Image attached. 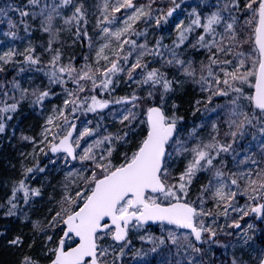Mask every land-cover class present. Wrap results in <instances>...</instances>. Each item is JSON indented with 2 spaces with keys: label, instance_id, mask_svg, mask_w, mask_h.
<instances>
[{
  "label": "snow or ice",
  "instance_id": "6c2138e0",
  "mask_svg": "<svg viewBox=\"0 0 264 264\" xmlns=\"http://www.w3.org/2000/svg\"><path fill=\"white\" fill-rule=\"evenodd\" d=\"M153 3L155 0H149L147 5L137 6L134 0H104L96 22V35L103 43L94 63H87L86 56L80 68L73 59L63 62L61 37L68 33L73 43L87 41L91 48L86 0H27L22 6L0 7V23L7 24V31L0 33L4 37L23 39L21 29L30 35V21H39V30L48 37L40 54L31 44L22 52L16 47L0 52V71H4L2 65L16 64L19 73H42L48 81L43 90L33 88L31 92L16 77L9 84H0V134L29 95L34 98L32 104L41 109L57 95L52 86H59L65 97L62 106H53L46 117L39 140L21 136L33 146V158L43 154L47 163L36 159L33 166L23 167L22 178L0 205L6 207L5 217L31 224L29 250L34 249L36 236L44 238L39 256L23 254L19 264H42V260L45 264H125L130 233L141 230L145 234L139 235L140 241L152 245L151 253L161 255L156 264H203L204 245L216 242L219 232L234 230L225 233L236 238L233 244L223 245L225 249L241 241L242 246L249 245L247 229L253 225L244 229L240 221L250 215L264 219V168L247 150L236 151V146L242 147L239 141L251 137L257 143L249 148L259 147L264 154V0H244L242 6L240 0H216L205 4L204 11L193 8L187 23L180 20L175 24L177 35L171 45L162 39L149 44L148 27L136 30L137 22L151 25L153 19L156 28L163 29L181 7L179 0H170L172 7L163 12L154 10ZM122 10L130 14L121 21L116 13ZM241 19L243 26L238 28ZM117 23L122 26L113 30L111 25ZM242 44L249 46L247 54L235 51ZM187 47L207 53V63L202 61L199 71L193 60L182 58V49ZM121 77L136 87L131 95L111 98ZM185 82L207 94L206 100L196 101V112L204 103L207 119L224 113V136L230 141L219 138L216 122L211 123L214 134L207 142L197 132L204 123L193 127L187 139L180 135L183 117L176 115L175 103L170 114L167 102ZM218 98L224 102L209 109ZM113 105L118 107L112 118L121 125L114 133L103 124L104 110ZM77 113L99 114L100 119L95 126L88 120L79 128ZM221 154H231L237 167L244 168L225 172L227 164ZM177 159L184 161L178 172L174 169ZM49 167L64 173L60 198L56 209L49 210L50 219L31 220L21 211L19 194L24 205L41 197V187H30L27 181ZM201 174L207 181L192 198L194 180ZM241 197L245 198L243 205ZM209 203L215 211L206 210ZM232 214L231 223H219L220 216L227 220ZM151 225L162 226V233L167 234H147ZM25 240L16 235L8 245L23 249ZM146 255L138 249L133 258ZM228 264L246 262L234 255ZM256 264H264V255Z\"/></svg>",
  "mask_w": 264,
  "mask_h": 264
},
{
  "label": "trees",
  "instance_id": "16d2710c",
  "mask_svg": "<svg viewBox=\"0 0 264 264\" xmlns=\"http://www.w3.org/2000/svg\"><path fill=\"white\" fill-rule=\"evenodd\" d=\"M179 2L181 3V7L176 10V12L173 14L174 17L169 19V22L164 25L163 29L156 28L154 19L151 25H146L144 22H139L141 26L139 31H143L145 27H148L147 41L149 44H154L156 40L162 39L164 44L171 45L172 41L177 35L176 31L173 30L174 18L178 15H182L185 19V23H187L188 14L193 10V8H195L197 11H204L205 4H214L216 0H179ZM26 3L27 0H0V7H5L7 5L22 6ZM103 4L104 0H86V6L88 7L87 29L91 37L94 35L92 27L93 23L95 20H97L96 8L99 6L97 9V12L99 13V10L102 8ZM152 5L154 10L162 9L163 12H167L168 8L172 7L170 0H155V3ZM9 15L14 19H18V17L14 16L12 13ZM155 15H159V13L154 12V16ZM242 20L243 19H241L240 24L242 23ZM30 23L31 34L26 35L21 29L19 31V36L23 39H17L14 41L15 47L22 52L25 47L31 44L36 47L37 54H40L43 51L42 45H46L48 37L39 30V21H30ZM240 24H238L237 27H239ZM6 25V23H0V33L3 32V28ZM2 37L3 35L0 34V39ZM61 39L64 40L63 62L68 63L70 59H73L76 67H78L80 64H83L85 62L84 57L87 53L88 42L76 41L73 43L72 37L68 33H64ZM140 39L143 40V37ZM192 41H195V35L192 36ZM206 55V52L195 51L191 47L182 49V58L193 60L196 67L199 66L202 61H205L207 58ZM18 59L21 58L18 57ZM43 61L46 63L47 56L43 57ZM2 67L4 68V71H0V84H9L13 77H16L21 81L23 87L29 88L30 92L33 88H40L43 90V88L48 86L47 78L44 77L42 73L34 74L33 72L27 71L25 73H19V66L16 64L2 65ZM124 79L125 77H121L113 97L111 98L131 95L135 86H129L128 84L124 83ZM184 86L185 87L183 88L180 85L176 87L175 92L171 95L167 102V106L169 107L168 110L171 111L173 103L178 106L176 109V115L183 117V121L179 125V127L183 129L180 135L185 139H187V134L192 130L193 127L204 123L205 126L202 129L197 128V132L199 133V138L207 142L210 135H213L209 128L210 123L207 119L209 113L204 112V103L199 105L201 111H195L197 107L196 101H204L206 98L203 96V94H199L200 91L198 86L194 84ZM52 88L57 93V95L46 100L42 109L39 106H34L32 104V100L34 98L31 95H29L26 99H22L18 110L12 114L13 118L10 121H6V131L0 134V205H4V202L11 195V190L14 183L22 178L21 172L23 171V167L33 166L36 163V159H39L42 164L47 163V158L45 156H39L36 159L33 158L31 155L33 146L27 141L22 140L21 136L35 137L37 140H39L41 128L44 124L47 114L51 111L53 106H62L64 95L61 88L59 86H52ZM138 94L143 95L144 93L139 92ZM16 96L17 99H20L19 93H16ZM219 99L216 101L214 100L209 106V109L215 108L217 106L216 104L220 102ZM8 102L11 103V99H9ZM113 109H117V107L105 109V111L109 110V114L104 112L105 119L103 120V124L109 132L114 133L121 129V125L113 120L111 115V113L114 112ZM194 112L195 115L193 114ZM77 116L79 117V119L76 120L78 122L92 120V126H95L96 121L100 119L99 114L94 113H88L86 115L77 113ZM221 140L225 141L226 139ZM121 151H123V149ZM236 151L238 153H243L246 151V148L236 147ZM221 155L222 158L226 160L227 164V167L224 169V171H234L233 166L235 165V162H233V156L231 154ZM258 161H260L261 164L263 161V156H260ZM183 163L184 161L181 160L179 167L175 169L177 172L182 170ZM62 181L63 172L52 167H49L48 171L44 174L38 173L35 179H28L27 183L30 187H41L42 196L33 197L30 205H24L22 193H20L19 205L21 211L26 212L31 220L44 221L46 219H50L49 210L56 209V201L59 200L61 194L60 190ZM206 181L207 177L204 174L199 175V177L194 180L192 187V198L195 197L200 186L206 183ZM243 201H245L244 197L239 198V203ZM206 208H212L214 210L212 203H209ZM5 211L6 207H0V233H4V235L0 236V264H19L23 254L39 256V245H43L44 238L36 236L34 249L29 250L28 244L31 243V237L33 235L31 231V224L21 223V220L16 217H5ZM222 219H224L223 216L219 218L220 221ZM246 220L250 221L254 225V231H250V236L248 235L251 237L249 244L255 245V249L260 252L264 248V219L255 221L256 219L253 217H247ZM161 229L162 226L148 228L147 234L159 236L164 234V232L162 233ZM142 232L145 234L143 230ZM16 235L25 236L26 240L23 249L9 247L8 241ZM129 239L131 241V245L126 250V255L124 257L125 264H153L156 261L154 257L156 253L154 254L150 252L152 245L141 242L138 237H134L132 234H130ZM138 249L142 250L144 253H147L143 259L139 257L135 259L133 258ZM248 258L249 257L247 254L243 253L242 260L246 262ZM42 264H45L43 260Z\"/></svg>",
  "mask_w": 264,
  "mask_h": 264
},
{
  "label": "rangeland",
  "instance_id": "374dc122",
  "mask_svg": "<svg viewBox=\"0 0 264 264\" xmlns=\"http://www.w3.org/2000/svg\"><path fill=\"white\" fill-rule=\"evenodd\" d=\"M243 2H244V0H241V6L243 5ZM134 3L137 6L147 5L149 3V0H134ZM98 7L96 8L97 19L101 18V11L100 10L102 9L101 8L99 10V13H98L97 12ZM152 8H153V5H152ZM68 14H70V12ZM126 14H130V11L128 13H124L123 10H122L121 13H116V16L122 21L123 18H124V15H126ZM173 17H174V15H173ZM180 20H184L185 21V19H184V17L182 15H178V16H176L174 18V24H173V27H174L173 30L174 31H176L175 30V24L178 23ZM96 22H97V20L94 21L93 26H92L93 27V31H94V35L92 37L93 43H92L91 48H89V46H88L87 53L85 55V57L86 56L88 57L87 63H94L96 50L100 46V44L103 43V41L100 40L97 37V35H96V33L98 31L97 28H96ZM121 26H122V24H119V23L111 25L113 30L115 28L121 27ZM242 26H243V20H242V23L239 25L238 28H242ZM135 27H136L137 31H139L141 29V26H140L139 22L136 23ZM3 31H7V25L3 28ZM244 35L246 36L247 34L245 33ZM9 47H15L14 41H11L8 38L3 36L0 39V52L6 51ZM249 50L250 49H249V46L247 44H242L239 48L235 49L236 52H243L245 54H247ZM85 63H86V61L83 64H85ZM204 63H207V59H205ZM83 64L78 65L77 68H80L81 66H83ZM200 64H199V66L196 67L198 71H199ZM191 84H192L191 82H187V83L181 84L180 86L183 88V87H185L184 85H191ZM133 85L135 86V84H133ZM68 87L71 88L72 85L69 84ZM199 91H200V89H199ZM199 94H203V96L205 98H207V94L206 93H201V91H200ZM64 98L65 97H63V100H64ZM218 99H215V101L218 100ZM219 101L220 102H218V103H223L224 102L223 99H219ZM56 106H60V105H56ZM110 107L111 108H115V107H118V106H114L113 105V106H110ZM52 109H51V111H52ZM168 109H169V107L167 106V110ZM113 110L115 111L116 109H113ZM51 111L47 114V116L51 113ZM104 112L109 114V110H107V111L104 110ZM169 113L171 114V111H169ZM223 116H224V113H221L219 117L212 116L211 120L208 119V122L210 123L209 128H210V131L212 133L211 123L212 122H216L218 124V126H219V138L220 139H226L227 141H230V137L229 138H225V136H224V133L227 131V126H226V123H225L224 119L222 118ZM75 122L77 123L79 128H82L84 126V124L86 123V121H81V122L75 121ZM212 134H214V133H212ZM39 139H40V137H39ZM256 143L257 142L251 141V138H246L245 140L238 142L239 145L243 144V147H240V146H236V147L237 148H246L247 154L250 155L252 159L259 160L260 156H263V161L260 164V167L264 168V154H262V152L259 149V147H253L254 149H252V148L250 149L249 148L250 144L255 146ZM39 156H43V154L37 153L36 158H38ZM239 158H242V157H239ZM181 160L182 159H177L176 160V162L174 163V169L179 167ZM233 167H234V171H239V170L244 168L243 165L239 166V168H238L236 164ZM252 170L253 171L256 170L254 166L252 167ZM63 178H64V173H63ZM240 190L241 191L243 190V182H241ZM244 203H245V201L240 202L241 205H243ZM206 210H207V208H206ZM213 211H215V209ZM234 217H235V214H232V216H230L227 220H225V218L222 219L221 221L219 220V223L221 225H225L226 223H231L232 219ZM249 217H253L254 219H256L255 221L260 220V219H257L255 217V215H250ZM219 218H221V216ZM246 218L247 217H245L244 220L240 221V223L242 225V228H244V229H247L248 224H252L253 225V223H251L250 221L246 220ZM253 229H254V225H253L252 229H247V232H248L249 236H250L249 232L250 231H254ZM231 231H234V230L233 229H229V228H225L224 232H219V229H218L219 234H218V236L216 238V242H213L211 245H208V244L204 245L205 251H204V255H203V264H228V262L233 258L234 255L236 257H239V258L242 259L243 253L247 254V256L249 257L248 260L246 261V264H256L258 257L261 256V255H264V251L258 252L255 249L256 248L255 245H250L249 244V245H243L242 246V244H243L242 241H241L240 244H236L235 246L228 247L227 248L228 250L225 249L223 247V245H225V244H233V242L236 239L233 236H228V235L225 234L226 232H231ZM130 234H132L134 237H138L139 238V235H143L144 233L141 230V232L139 234H137L135 232L130 233ZM166 234H167L166 231H164V235H166ZM205 238H207V237H205ZM154 257H155L156 261L153 264H156V262L161 259V255L158 252V253H156L154 255Z\"/></svg>",
  "mask_w": 264,
  "mask_h": 264
},
{
  "label": "bare ground",
  "instance_id": "6f19581e",
  "mask_svg": "<svg viewBox=\"0 0 264 264\" xmlns=\"http://www.w3.org/2000/svg\"><path fill=\"white\" fill-rule=\"evenodd\" d=\"M32 151H33V150H32ZM39 247H40V249H39L40 251H39V252H41V249H42V245H39Z\"/></svg>",
  "mask_w": 264,
  "mask_h": 264
},
{
  "label": "water",
  "instance_id": "95a60500",
  "mask_svg": "<svg viewBox=\"0 0 264 264\" xmlns=\"http://www.w3.org/2000/svg\"><path fill=\"white\" fill-rule=\"evenodd\" d=\"M51 155V154H50ZM151 226H156V225H151ZM183 231V230H182Z\"/></svg>",
  "mask_w": 264,
  "mask_h": 264
},
{
  "label": "flooded vegetation",
  "instance_id": "af4514ba",
  "mask_svg": "<svg viewBox=\"0 0 264 264\" xmlns=\"http://www.w3.org/2000/svg\"><path fill=\"white\" fill-rule=\"evenodd\" d=\"M177 230H178V229H177ZM177 230H176V231H177Z\"/></svg>",
  "mask_w": 264,
  "mask_h": 264
}]
</instances>
